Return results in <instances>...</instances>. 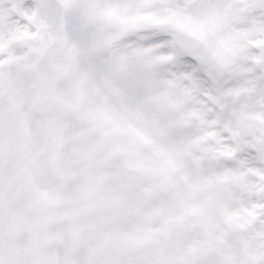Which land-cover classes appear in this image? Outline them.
Wrapping results in <instances>:
<instances>
[{"label":"snow or ice","instance_id":"snow-or-ice-1","mask_svg":"<svg viewBox=\"0 0 264 264\" xmlns=\"http://www.w3.org/2000/svg\"><path fill=\"white\" fill-rule=\"evenodd\" d=\"M0 264H264V0H0Z\"/></svg>","mask_w":264,"mask_h":264}]
</instances>
